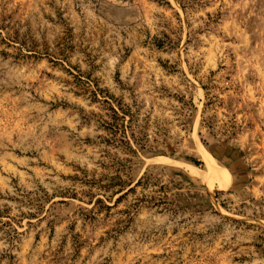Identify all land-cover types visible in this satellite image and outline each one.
Returning a JSON list of instances; mask_svg holds the SVG:
<instances>
[{"label": "rangeland", "instance_id": "1", "mask_svg": "<svg viewBox=\"0 0 264 264\" xmlns=\"http://www.w3.org/2000/svg\"><path fill=\"white\" fill-rule=\"evenodd\" d=\"M0 264H264V0H0Z\"/></svg>", "mask_w": 264, "mask_h": 264}, {"label": "bare ground", "instance_id": "2", "mask_svg": "<svg viewBox=\"0 0 264 264\" xmlns=\"http://www.w3.org/2000/svg\"><path fill=\"white\" fill-rule=\"evenodd\" d=\"M210 163H211V161H210ZM209 163V164H210ZM213 163V162H212ZM214 165V164H213ZM214 167H216V166H214ZM219 169L217 168V171H218ZM224 171V170H223ZM219 172V171H218ZM221 172V171H220ZM220 172L218 173V174H220ZM225 173V172H224ZM193 175L194 176H199V177H201V178H206V176L205 175H202V174H200V173H197V172H195V173H193ZM212 175H215L216 176V179L217 180H219V183L221 184V186H223L224 185V180H222V179H219V177H218V175H217V172L213 169V171H212V165H211V172L207 175L208 177H211ZM221 176L223 175L222 173L220 174ZM223 177V176H222ZM224 179V178H223Z\"/></svg>", "mask_w": 264, "mask_h": 264}, {"label": "trees", "instance_id": "3", "mask_svg": "<svg viewBox=\"0 0 264 264\" xmlns=\"http://www.w3.org/2000/svg\"><path fill=\"white\" fill-rule=\"evenodd\" d=\"M194 164L198 165L196 162Z\"/></svg>", "mask_w": 264, "mask_h": 264}]
</instances>
